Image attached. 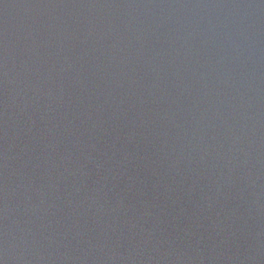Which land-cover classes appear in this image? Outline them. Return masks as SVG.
I'll return each instance as SVG.
<instances>
[{"label":"water","instance_id":"95a60500","mask_svg":"<svg viewBox=\"0 0 264 264\" xmlns=\"http://www.w3.org/2000/svg\"><path fill=\"white\" fill-rule=\"evenodd\" d=\"M0 264H264V0H0Z\"/></svg>","mask_w":264,"mask_h":264}]
</instances>
